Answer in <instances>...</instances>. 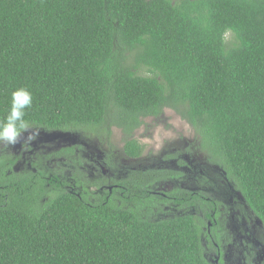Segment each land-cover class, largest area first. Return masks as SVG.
<instances>
[{
  "label": "trees",
  "instance_id": "16d2710c",
  "mask_svg": "<svg viewBox=\"0 0 264 264\" xmlns=\"http://www.w3.org/2000/svg\"><path fill=\"white\" fill-rule=\"evenodd\" d=\"M20 87L32 128H116L129 155L143 119L172 111L264 222V0H0V120ZM21 182L0 189V264H210L191 215Z\"/></svg>",
  "mask_w": 264,
  "mask_h": 264
},
{
  "label": "flooded vegetation",
  "instance_id": "af4514ba",
  "mask_svg": "<svg viewBox=\"0 0 264 264\" xmlns=\"http://www.w3.org/2000/svg\"><path fill=\"white\" fill-rule=\"evenodd\" d=\"M138 129L132 138L143 146L142 152H123L128 160L124 166L118 163L115 153L87 156L79 146L68 143L46 149V143L39 140V131L32 140L27 139L31 133H25L18 146L0 151V189H22V174L30 171L41 178L40 188L50 191L51 196L66 191L90 203L130 207L153 220L191 215L196 223L202 220L205 224L200 240L207 262L264 264V222L247 208L226 173L220 167L221 173L209 174L197 171L191 163L186 165L195 152L194 145L190 146L192 154L186 145L174 152L179 170L148 165L143 154L145 145L134 137ZM165 185L170 188L161 189Z\"/></svg>",
  "mask_w": 264,
  "mask_h": 264
},
{
  "label": "rangeland",
  "instance_id": "374dc122",
  "mask_svg": "<svg viewBox=\"0 0 264 264\" xmlns=\"http://www.w3.org/2000/svg\"><path fill=\"white\" fill-rule=\"evenodd\" d=\"M36 130L39 131V140L46 143V149L50 147L56 149L68 143L79 146L80 152L87 156L100 155V157H103L104 154L115 153L119 160L118 163L121 165L124 166L128 161L123 154L124 140L116 129L110 130L109 133H94L87 130L64 133L44 129ZM134 137L145 145L143 154L148 161V165L174 171L179 170L181 168L175 162L174 152L186 145L189 153L192 154L190 146L194 145L195 152L189 162H186V165L191 163L193 168L200 172L221 173L220 168L210 164L205 155L197 149L195 145L196 135L192 128L170 110H165L158 118L144 120V124L134 133ZM16 144L18 146V142ZM12 147L0 142L1 152H5L6 148L11 149ZM144 158L142 159L144 160ZM184 184L188 185L187 182H184ZM169 188L170 185H165L161 189Z\"/></svg>",
  "mask_w": 264,
  "mask_h": 264
},
{
  "label": "clouds",
  "instance_id": "9594fccd",
  "mask_svg": "<svg viewBox=\"0 0 264 264\" xmlns=\"http://www.w3.org/2000/svg\"><path fill=\"white\" fill-rule=\"evenodd\" d=\"M32 103V93L28 89L20 87L12 92L8 114L0 120V142L14 146L25 133H31L28 140L38 135V131H32V125L25 119L26 110L32 107Z\"/></svg>",
  "mask_w": 264,
  "mask_h": 264
}]
</instances>
